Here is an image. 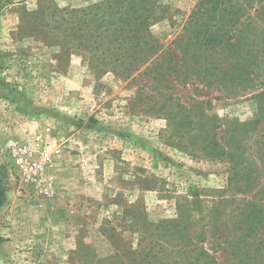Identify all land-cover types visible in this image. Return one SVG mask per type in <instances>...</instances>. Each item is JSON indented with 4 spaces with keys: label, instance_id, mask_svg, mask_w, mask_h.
Segmentation results:
<instances>
[{
    "label": "rangeland",
    "instance_id": "rangeland-1",
    "mask_svg": "<svg viewBox=\"0 0 264 264\" xmlns=\"http://www.w3.org/2000/svg\"><path fill=\"white\" fill-rule=\"evenodd\" d=\"M196 1L0 0V264H238L242 233L264 264L263 56L229 92L153 68Z\"/></svg>",
    "mask_w": 264,
    "mask_h": 264
},
{
    "label": "trees",
    "instance_id": "trees-1",
    "mask_svg": "<svg viewBox=\"0 0 264 264\" xmlns=\"http://www.w3.org/2000/svg\"><path fill=\"white\" fill-rule=\"evenodd\" d=\"M136 18L139 20L129 28L133 33L127 49L135 54L143 52L146 61L162 44L147 31L146 14ZM259 21H264V0H197L181 32L154 59L157 60L153 67L157 69L155 74L172 76L180 85L199 82L226 92L231 90L230 82L247 85L253 74L249 67L259 64L256 62L259 57L264 58V22ZM4 201L0 186V206ZM263 217L250 211L247 220L241 219L248 223L247 236L257 237L256 227L264 221ZM244 236V233L238 235L232 248L236 263L258 264L262 254L253 253L259 248H249L250 242L245 244ZM246 246L247 253L240 252Z\"/></svg>",
    "mask_w": 264,
    "mask_h": 264
}]
</instances>
